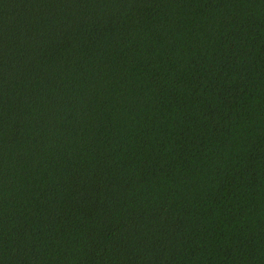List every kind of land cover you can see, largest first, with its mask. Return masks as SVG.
<instances>
[{"label": "trees", "instance_id": "1", "mask_svg": "<svg viewBox=\"0 0 264 264\" xmlns=\"http://www.w3.org/2000/svg\"><path fill=\"white\" fill-rule=\"evenodd\" d=\"M0 264H264V0H0Z\"/></svg>", "mask_w": 264, "mask_h": 264}]
</instances>
